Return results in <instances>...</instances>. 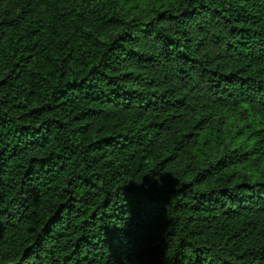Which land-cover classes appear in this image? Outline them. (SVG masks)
<instances>
[{
    "label": "trees",
    "instance_id": "16d2710c",
    "mask_svg": "<svg viewBox=\"0 0 264 264\" xmlns=\"http://www.w3.org/2000/svg\"><path fill=\"white\" fill-rule=\"evenodd\" d=\"M125 257L264 264V0H0V264Z\"/></svg>",
    "mask_w": 264,
    "mask_h": 264
},
{
    "label": "snow or ice",
    "instance_id": "6c2138e0",
    "mask_svg": "<svg viewBox=\"0 0 264 264\" xmlns=\"http://www.w3.org/2000/svg\"><path fill=\"white\" fill-rule=\"evenodd\" d=\"M161 167H163V166H161ZM152 172H153V171H151L150 173H152ZM150 173H146V174H144V175L142 176L141 180H140L139 182H136V183H137V184H142V183H143V177H144L145 175L150 174ZM157 179H159V177H157ZM130 182H131V181H130ZM118 227L121 228V229H123V228L125 227V225L122 223V224L119 225ZM121 264H129L128 259L125 257V258L121 261Z\"/></svg>",
    "mask_w": 264,
    "mask_h": 264
}]
</instances>
